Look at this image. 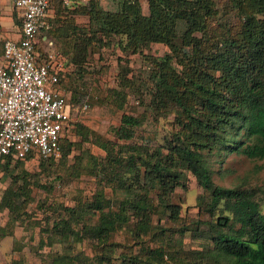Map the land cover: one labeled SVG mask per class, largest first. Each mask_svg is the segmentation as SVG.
I'll use <instances>...</instances> for the list:
<instances>
[{"label":"rangeland","instance_id":"374dc122","mask_svg":"<svg viewBox=\"0 0 264 264\" xmlns=\"http://www.w3.org/2000/svg\"><path fill=\"white\" fill-rule=\"evenodd\" d=\"M123 1L79 0L73 7L57 1L52 7V31L44 35L46 39L42 37L39 40L40 58L62 67L60 86L72 99L76 110L66 129L59 156L30 159L9 169H0V200L8 188L24 191L23 177L30 183V187L24 186L31 189L33 196L31 201L22 203L19 212L23 211L24 215L18 216L20 221H12L15 222L14 239L19 244L11 250L10 245L8 249L6 247V257L0 251V264L1 261H4L2 264H11L13 260L19 264H49L54 253H64L65 249L68 253L69 250L82 253L85 261L79 264H98L94 257L102 248L92 236L85 235L84 239L74 242L67 237L56 236L52 245L40 247L41 236L49 238L48 232L40 233V225L50 229L48 227L53 221L68 217L66 207L85 200V220L92 224L99 218V211L92 206L96 194H103L106 199L105 210L115 208L117 201L123 198V191H117L112 183L106 181L100 165L110 153L96 142L106 141L109 145L112 142L113 147L110 145L109 148L114 154L117 150L121 152V148L126 153L125 148L134 143H145L150 152L156 149L167 152L168 141L173 139L176 130H180V121L186 120V115L180 114L173 101L167 102L171 107L168 110L160 109L155 103L158 98L156 79L164 65L171 76L186 77L189 50L192 48L183 46V38H188L191 26L186 20L177 25L173 44L179 48L178 53L165 42L149 43L134 53L126 47V36L105 32L95 15L88 13L93 2L96 7L114 12L119 10ZM256 3L257 0H239L237 4L230 0H215L216 10L213 15L205 17V29L194 32L202 41L203 54L200 52V55L210 56L218 44L222 49L224 45L230 46L232 37L241 41L238 36L248 23L247 17L255 22L264 20V10ZM141 4L143 12L149 14L148 0H141ZM164 60L171 64L166 65ZM181 61L184 64H179ZM124 114L143 119L136 128L135 137L130 140H121L115 134ZM78 125L90 129L98 141L94 136L85 139ZM231 137L230 140L235 136ZM240 138L237 136L238 140ZM69 148L71 152L67 154ZM225 150L224 146L220 151L207 153L213 180L225 187L254 192L253 200L259 203L264 213V157H250L243 152L244 148L231 153ZM144 170L142 168L141 174ZM13 176L22 178L15 183ZM196 178L190 170H185L181 184L172 196L173 203L181 207L179 220L173 221L159 210L152 222L154 227H158L140 240L132 227L119 229L110 239L117 248L110 256L111 262L106 264H120L119 256L124 254H140L144 243L150 248L168 243L174 256L183 259L182 264L188 260L189 264H234L229 257L216 253L210 238L214 235L211 230L213 222H217L219 217L233 216L224 211L223 205L214 214L210 212V196ZM8 218L9 210H0V225L6 224ZM229 227L228 224L224 229ZM234 227L239 229L240 225L235 224ZM161 229H166L167 237L157 234L156 231Z\"/></svg>","mask_w":264,"mask_h":264},{"label":"trees","instance_id":"16d2710c","mask_svg":"<svg viewBox=\"0 0 264 264\" xmlns=\"http://www.w3.org/2000/svg\"><path fill=\"white\" fill-rule=\"evenodd\" d=\"M57 1L64 4L63 0H51V10ZM230 1L233 4L239 2ZM148 2L149 14L143 12L141 0H124L119 10L114 12L96 7L93 2L88 13L95 15L100 28L105 32L126 36V47L131 48L134 53L152 42H165L172 46L173 52L178 53L179 48L173 44L177 25L184 20L189 23L191 29L188 38H183V46L192 48L189 50V70L185 73L186 77L171 76L163 64L160 77L156 79L158 98L155 100L163 110L170 109L167 102L173 101L181 111L180 114L186 115V120L180 121V130H176L173 139L168 141L167 152L162 149L150 152L145 148V143H134L125 148L126 153L121 148V152L117 150L114 154L109 148L110 145L113 147L112 142L109 145L106 141L94 140L110 153L106 155L100 168L106 181L112 183L117 191H123V198L117 201L115 208L105 210L106 199L103 194H96L92 206L99 211V218L92 224L85 220L86 200L66 207L67 218L53 221L51 227H48L50 229L40 225V233L43 235L48 232L49 238L41 236L39 246L52 245L56 236L67 237L73 242L84 239L85 235L92 236L102 248L95 253V260L98 264L111 262L110 256L114 254L113 250H116L114 248L117 245L110 242V239L119 229L132 227L140 240L158 227H154L152 222L159 210L166 213L167 218L179 220L181 207L173 203L172 196L181 184L185 170H190L210 196V212L214 214L223 205L224 211H229L233 216L219 217L211 225L214 235L210 238L216 253L229 257L234 264H264V213L259 203L253 200L254 192L215 183L207 155L212 150L220 151L225 146L224 152L227 153L244 148L243 152L250 157H264V20L255 22L250 16L247 17L248 23L238 36L241 41L232 37L230 46L223 44L222 49L218 44L215 51L206 57L202 55V41L194 32L205 29V17L213 15L216 10L215 0ZM257 2L258 7L264 10V0ZM19 24L21 25L20 18ZM51 31L52 28L45 31L39 36V40ZM36 49L40 55L39 43ZM163 62L171 64L166 60ZM182 63L183 61L179 64ZM181 85L183 89L180 88ZM70 103L73 116L76 108L71 98ZM142 123L141 117L124 114L115 134L121 140L133 139L136 128ZM77 128L85 139L94 136L83 125H78ZM232 135L235 137L230 140ZM239 135L240 141L237 139ZM94 137L98 141L97 136ZM246 142L249 144L246 145ZM68 152H71L70 148L67 154ZM30 159H33L31 154L13 165L8 160L1 168L9 169ZM142 168L145 170L141 174ZM21 178L12 177L15 183ZM22 179L24 191L8 188L0 200V210H9L6 224L0 225V241L14 235L15 222L12 221H20L18 216L24 215L23 211L19 212L22 203L33 199L31 189L24 186L30 187V183L24 177ZM228 224L230 227L225 230L224 227ZM235 224H239L240 228L235 229ZM156 232L164 237L168 236L166 229ZM17 244L19 241L15 240L14 246ZM140 250V254L119 256L120 264L183 263L182 258L174 256L168 243L155 248L144 243ZM67 251L65 249L64 253H54L49 264H79L85 261L82 253ZM11 264L19 262L13 260ZM185 264H189V260Z\"/></svg>","mask_w":264,"mask_h":264},{"label":"built area","instance_id":"2783aa9c","mask_svg":"<svg viewBox=\"0 0 264 264\" xmlns=\"http://www.w3.org/2000/svg\"><path fill=\"white\" fill-rule=\"evenodd\" d=\"M79 0H63L73 7ZM51 0H15L21 37L4 42L0 62V169L25 160L60 155V141L73 121L68 95L60 86L62 67L44 61L36 49L51 29ZM46 39V36H43Z\"/></svg>","mask_w":264,"mask_h":264},{"label":"crops","instance_id":"0c3cea01","mask_svg":"<svg viewBox=\"0 0 264 264\" xmlns=\"http://www.w3.org/2000/svg\"><path fill=\"white\" fill-rule=\"evenodd\" d=\"M15 0H0V62L3 58L4 42L7 39L18 40L21 37V25L19 23L20 12L14 6ZM14 235H9L0 241V251L7 256V249L10 245L13 249L15 243ZM7 247V249H6ZM4 261H1V264Z\"/></svg>","mask_w":264,"mask_h":264}]
</instances>
